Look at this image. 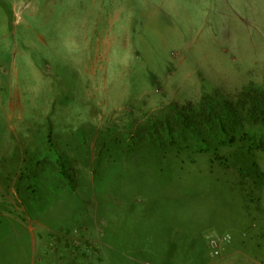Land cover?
<instances>
[{
	"label": "rangeland",
	"instance_id": "1",
	"mask_svg": "<svg viewBox=\"0 0 264 264\" xmlns=\"http://www.w3.org/2000/svg\"><path fill=\"white\" fill-rule=\"evenodd\" d=\"M249 87L264 0H0V264H264V151L183 121Z\"/></svg>",
	"mask_w": 264,
	"mask_h": 264
},
{
	"label": "trees",
	"instance_id": "2",
	"mask_svg": "<svg viewBox=\"0 0 264 264\" xmlns=\"http://www.w3.org/2000/svg\"><path fill=\"white\" fill-rule=\"evenodd\" d=\"M193 113L197 119L191 120L187 115V120L184 118L183 121L188 125L199 124L196 136L206 133L210 134L212 139L222 136L220 144L233 145L242 141L247 144L249 150L264 151V89L246 88L238 95L236 101L205 99ZM180 116L181 113L173 117L177 126L182 121ZM171 123L172 121H169L167 132L171 135L169 143L173 144V129L177 126L173 127ZM165 127L162 124L164 131ZM205 138L203 140L207 141ZM201 151H207V148ZM216 156L221 164L228 165L227 156L219 153H216Z\"/></svg>",
	"mask_w": 264,
	"mask_h": 264
},
{
	"label": "built area",
	"instance_id": "3",
	"mask_svg": "<svg viewBox=\"0 0 264 264\" xmlns=\"http://www.w3.org/2000/svg\"><path fill=\"white\" fill-rule=\"evenodd\" d=\"M231 239V236L229 234H223L221 236H218L216 239L213 241V247L218 248L220 245H224L227 242H229ZM219 250H216V253H218Z\"/></svg>",
	"mask_w": 264,
	"mask_h": 264
}]
</instances>
